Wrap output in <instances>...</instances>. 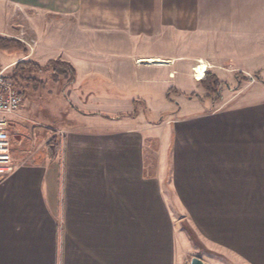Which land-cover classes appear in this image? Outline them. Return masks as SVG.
Listing matches in <instances>:
<instances>
[{"label": "crops", "instance_id": "obj_1", "mask_svg": "<svg viewBox=\"0 0 264 264\" xmlns=\"http://www.w3.org/2000/svg\"><path fill=\"white\" fill-rule=\"evenodd\" d=\"M0 5V35L26 49L5 66L60 59L75 73L55 80L67 120L23 134L22 103L8 117L14 166L0 180V264H189L181 213L207 231L214 253L199 256L204 264H264V0ZM199 65L219 80L238 73L253 90L238 82L219 102L154 121L143 119L148 98L140 112V95L89 88L165 94L183 73L199 82Z\"/></svg>", "mask_w": 264, "mask_h": 264}, {"label": "rangeland", "instance_id": "obj_2", "mask_svg": "<svg viewBox=\"0 0 264 264\" xmlns=\"http://www.w3.org/2000/svg\"><path fill=\"white\" fill-rule=\"evenodd\" d=\"M5 8L6 7L0 5V20L4 18ZM1 23L2 22L0 21V25ZM12 39L16 38L12 37ZM19 50L20 49H0V69H4V73L10 77L16 89L23 93V102L18 110L19 129H21L24 134L32 127H37L39 125L49 126V124H53V121H56L59 124L61 120H67L66 111L68 110V105H66V103H68V99L64 93L65 96L63 98L62 91L59 88L57 89V83L55 80L61 79L63 85V80L67 81L68 77L60 74L53 75L51 71L40 72L31 68H27L24 71L18 68L17 70L20 73L15 76L14 66L16 62L11 66L5 65L20 52ZM19 67H22V65H19ZM223 72L225 75L222 77L223 80H220L218 93L209 92L200 82L193 81L191 76L185 73L179 76V83H174L179 89L169 88L165 93L166 95L163 92L158 93L155 89L144 90L143 88L145 85L139 84L126 86L123 91L120 88L111 85L93 86L89 88L96 91L94 94L103 91L114 92V89H116L120 90L119 92L123 93V95H127L128 92L140 95L141 100L138 97H135V104L137 110H140V112L142 111L140 105L143 103L141 101L148 98L149 100L146 103L147 107L143 119L155 121L162 118V116H165L163 112H187L190 110H196L197 108L199 109V107H202L203 105L209 106L215 101L219 102L221 96L224 97L229 94L228 86L234 88L240 83L242 86H245L243 92L248 91L249 89L253 90L251 84L248 83L247 78L244 77L242 78V81L239 82L235 78L238 73L232 71ZM260 74L261 77L257 80L259 81L260 86L264 87V59L260 61ZM9 132L11 136H14V131L9 129ZM172 200L175 202L174 198H172ZM176 216L182 217L186 220V215L184 213L177 214ZM185 220H182L181 222V228L182 230L184 229V235L181 241L184 243L183 248L187 254L186 258L189 259L192 255L202 256L206 259L209 258L214 252L209 248L207 231L198 230L193 223L187 220L186 222ZM178 251V254L180 255V250ZM224 254H226V252H224ZM230 264L245 263L240 259H234Z\"/></svg>", "mask_w": 264, "mask_h": 264}, {"label": "built area", "instance_id": "obj_3", "mask_svg": "<svg viewBox=\"0 0 264 264\" xmlns=\"http://www.w3.org/2000/svg\"><path fill=\"white\" fill-rule=\"evenodd\" d=\"M3 70L0 69V180L14 166L13 140L8 129V117L13 115L23 102L22 94L15 90L10 77ZM194 72L196 76L195 69Z\"/></svg>", "mask_w": 264, "mask_h": 264}, {"label": "trees", "instance_id": "obj_4", "mask_svg": "<svg viewBox=\"0 0 264 264\" xmlns=\"http://www.w3.org/2000/svg\"><path fill=\"white\" fill-rule=\"evenodd\" d=\"M0 49H20L25 51L24 44L21 43L17 39L8 38L5 36L0 35ZM19 65H22V67H19ZM24 67V68H23ZM22 69L23 71L27 68H31L37 71H51L53 74H60L62 76L69 77V80L72 81L75 73L74 69L68 64L67 62H64L60 59H51L47 61L43 65H39L38 63L32 61V60H19L15 63L14 66V75L17 76L20 72L17 69ZM204 72V71H203ZM203 74V73H202ZM202 76V75H201ZM199 82L209 91V92H219V86H220V80L218 77L210 72L206 71L202 78L199 80ZM13 84V82H12ZM14 86V84H13ZM15 90L21 94L22 91H19L14 86ZM216 102V101H215Z\"/></svg>", "mask_w": 264, "mask_h": 264}, {"label": "water", "instance_id": "obj_5", "mask_svg": "<svg viewBox=\"0 0 264 264\" xmlns=\"http://www.w3.org/2000/svg\"><path fill=\"white\" fill-rule=\"evenodd\" d=\"M189 264H204V261L199 256L193 255L190 258Z\"/></svg>", "mask_w": 264, "mask_h": 264}, {"label": "bare ground", "instance_id": "obj_6", "mask_svg": "<svg viewBox=\"0 0 264 264\" xmlns=\"http://www.w3.org/2000/svg\"><path fill=\"white\" fill-rule=\"evenodd\" d=\"M203 69V65H199L195 68L196 76H200Z\"/></svg>", "mask_w": 264, "mask_h": 264}]
</instances>
